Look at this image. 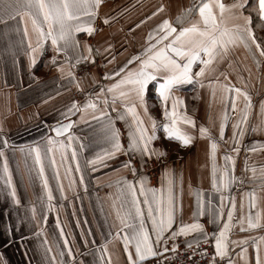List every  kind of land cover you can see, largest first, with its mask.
<instances>
[{
  "label": "crops",
  "instance_id": "crops-1",
  "mask_svg": "<svg viewBox=\"0 0 264 264\" xmlns=\"http://www.w3.org/2000/svg\"><path fill=\"white\" fill-rule=\"evenodd\" d=\"M256 3V0H254ZM213 5L212 11L220 17L219 10L214 6L215 0H102L98 8V15L94 18L80 16L83 24L91 23L95 29L93 34L87 32L76 33V39L80 42L78 49L67 50V61L64 52H54L51 41L44 42L42 49L32 53L28 47L29 41L32 47H36L37 34L33 31L31 20L25 16L21 21L17 16L13 20L0 21V141L7 139L8 147L0 143V264H49L48 255H56V264H60L61 257L58 252L63 249V240L60 238V229L57 220L63 227L66 238L70 241L75 264H127V256L123 252V242L120 238L110 239L107 243V254L104 260L101 257V246L109 240V231H115L111 225H119L117 211L121 208L124 197L118 181L145 180L147 188L161 189L167 187L168 178L175 182V196L177 212L174 228L181 223L194 222L193 213L197 210L198 195L203 199L205 214L197 215L195 221L203 225V230L193 231L188 235L178 236L174 241L169 240L166 247L172 249L173 243L177 249L189 247L203 239V234H208V240L214 246L215 235L218 234L223 222L227 221V211L233 208V220L230 231L226 234L228 253L225 257H215L217 264H256V245H259L260 258L264 264V179L261 170L264 168V130L253 131L252 128L264 129V111L261 103L264 102V57H260L253 46L245 48L242 43L228 45L227 56L220 60H214L209 66L200 83L184 84L174 90L173 95L181 97L183 104L178 108L180 114H186L195 121V127L186 125L182 119H177L176 127L183 133L192 137L191 143L182 145L178 139L166 138L163 132V107L154 91V83L150 85L146 95L147 115L144 109L137 104V112L144 121L146 127L151 126L149 116L159 125L157 138L152 146L165 154L162 157H141L133 153L120 154L116 158L106 161V166H97L93 171L86 165V160L96 153L108 148L101 131L105 123L103 117L98 120L91 119L92 109L85 112L83 120L80 114L71 117L78 121L70 130L80 139L74 142L73 147L79 148V144H85L83 151H78V160L82 172L75 171V162L71 160V149L67 150L68 161L61 165L60 153L55 151L44 156L45 175L48 178L49 187L52 189L55 210L47 211L46 223L42 219V213L46 208V196L43 185L38 175V169L34 165L33 156L29 154L31 147H39L42 155L45 154L47 136H53V128L65 122L63 113L65 106L74 100V94L82 91L86 93V99L91 98L97 103V107L115 117L112 111V97L107 96L109 106L105 107L104 97L96 100L95 93H99L100 86L105 88L113 83L112 80L103 78L105 72H111L122 66L133 54H140L146 46L148 32L163 20L168 19L174 27H186L194 23L203 24L199 16V6L203 3ZM225 5L234 0H220ZM251 3V0H250ZM249 3V6H250ZM163 6V10L152 16V12ZM248 6V7H249ZM244 9V15H251ZM191 9V11H188ZM256 12V11H255ZM252 27L259 43L264 47V26H261L259 16ZM146 16L151 19L140 24ZM109 17V23L104 24L103 19ZM177 17H180L178 20ZM224 27L231 28L233 24H242V20L229 19V12L224 13ZM42 20V17H40ZM139 24V27L136 25ZM28 29V37L24 36V28ZM46 30L47 25H44ZM189 39H199L190 35ZM85 44L92 49V68L87 76L76 78L80 87L72 82L68 72L73 73V65L76 63L77 54L87 55ZM111 45V48H108ZM97 49L100 51L97 52ZM107 49V51H105ZM255 53V55H254ZM35 55L36 63L30 64V56ZM57 58V64L51 63L53 56ZM113 56L115 59L113 60ZM259 61V67L256 61ZM85 61V60H81ZM94 61V62H93ZM109 61H112L109 63ZM63 68V72L58 70ZM130 68L137 67L133 62ZM199 65H193V71H198ZM74 74V73H73ZM225 76L227 79H225ZM209 81H212L210 84ZM203 85V86H201ZM224 85L239 87L246 91L251 99V107L248 109L247 122L242 125L245 129L243 136H238V144L232 140L233 123L241 117V109L245 106L242 96L237 98V109L231 107V91H225ZM59 93V94H57ZM52 99H48L49 97ZM43 101H47L46 103ZM133 102H135L133 98ZM171 102H169V107ZM115 108L122 111V105L117 100ZM227 113L228 120L225 124L224 139H219V125L222 116ZM131 123V117L126 118ZM169 123L171 121H168ZM116 127L121 132V143L127 147L128 127L125 121L116 120ZM204 126L209 130L211 139L217 142L215 158L210 155V139L208 135L201 136L199 128ZM67 135V134H66ZM65 135V136H66ZM59 139H65L60 137ZM65 143H67L65 139ZM256 146V151L250 149ZM233 147L238 152L230 151ZM23 148V151H21ZM233 157L226 162L224 156ZM55 157L60 181L64 187L63 196L57 189L58 181L54 178L57 169L50 166V157ZM132 159L137 171L135 175L121 163ZM7 162L13 185L21 203H13L9 189L5 181L8 173L4 172V164ZM213 163L216 165V178L219 187L221 173L227 169L225 180L231 176L235 179L228 183L227 187L219 191L212 186ZM247 163V168L245 167ZM72 169L69 175H65V168ZM165 169L169 176L165 177ZM253 169L255 171H253ZM83 175L84 183H80ZM73 181L69 187V181ZM250 194L254 195V206L250 204ZM44 196V207L39 197ZM223 197L224 199H221ZM141 199H143L141 197ZM211 202L210 205L208 202ZM35 205L36 219L32 218L31 208ZM223 206V214L215 219L212 213L218 212ZM259 213V225L249 228L247 218L249 215L256 220ZM243 218L244 230H241L240 220ZM215 220V222H212ZM77 221L80 222L79 227ZM37 222H39L42 235H37ZM150 228V223L148 224ZM81 231L92 235L87 236L88 244L84 245L80 238ZM123 235V233H122ZM47 239V247L52 252L46 254L43 241ZM154 239V237H153ZM232 241H247L243 246L247 249L246 261L239 257L240 244H232ZM134 252V248L132 249ZM163 250L161 249V252ZM154 258H150L152 260ZM65 264L69 257H63Z\"/></svg>",
  "mask_w": 264,
  "mask_h": 264
},
{
  "label": "snow or ice",
  "instance_id": "snow-or-ice-1",
  "mask_svg": "<svg viewBox=\"0 0 264 264\" xmlns=\"http://www.w3.org/2000/svg\"><path fill=\"white\" fill-rule=\"evenodd\" d=\"M102 0H0V21L13 20L17 16L23 21L27 16L31 20L33 31L37 34L36 47L33 48L29 41L28 47L32 53H36L42 49L44 42L51 41L54 52H64L65 60L67 61V50L69 48L78 49L80 42L76 39V33L87 32L93 34L95 29L91 23L83 24L80 22V16H88L90 19L98 15V8L101 5ZM250 0H234L233 3L225 5L220 0H215L214 6L219 10V20L213 13L212 7L209 3H203L199 6V16L203 27L199 23L191 24L190 26L180 27L179 29L174 27L168 19H163L156 28L150 30L146 37V46L142 49L140 54H133L126 60V62L118 69L111 72H105L103 78L105 80H112L116 77L115 81L109 84L106 88L100 86L99 93H95L96 100L99 101L101 97H104L103 103L105 107L109 106L107 96L110 94L112 97V111L116 112L115 117H111L108 113L97 107V103L93 102L91 98L87 99L83 106L79 105L74 100L65 106L63 116L65 122L52 129L56 134V137L47 136L46 152L42 155L39 147H31L29 154H34V165L38 169V175L41 179L44 194L46 196V208L42 213V219L46 223L47 211L55 210V205L52 203L54 200L52 189L49 187L48 178L45 175V166L43 163L44 156L53 153L55 151L60 153L61 165H64L68 161L67 150L71 149V160L75 162V171L82 172L79 160L78 151H83L85 144L80 143L79 148L73 147L74 142L80 138L73 135L70 131L78 121H74L71 117L80 114V119L83 120L85 112L88 109H92L93 113L98 112L99 116L93 114L91 119L98 120L103 117L105 123L102 124L101 131L104 136L105 143L108 144V148L103 149L101 152L96 153L92 158L86 160V165L91 167L93 171L99 165L101 167L106 166V161L116 158L118 155L124 153H133L140 155L141 157L159 156L162 157L165 153L152 146L153 141L157 138V130L159 125L155 120L149 116L150 128L146 127L144 121L141 119L137 112V104L144 109V113L147 115L146 95L148 93L150 85L154 83V91L157 94L158 99L163 107V115L165 122L163 123V132L166 138L178 139L182 145L191 143L192 137L186 133L181 132L177 127V119H182L183 123L195 127V121L186 114H180L178 108L183 104L181 97L174 96V90L184 84L200 83L201 78L205 72L209 70V66L212 65L214 60L219 58L223 60L228 53V45L242 43L245 48L251 49L255 47V51L259 53L260 57H264V47L258 42L257 37L254 34L252 27L251 15H244V9L249 6ZM163 10V6L157 8L152 12V16H155L157 12ZM188 11H191L189 9ZM229 12V19L242 20V24H233L231 28L224 27L225 17L224 13ZM249 11H256L261 26H264V0H256L255 4H252ZM42 17V20L40 19ZM109 17L103 19L104 24L109 23ZM151 19L150 16H146L144 20L140 21V24L145 23L146 20ZM179 20L180 17H177ZM44 25H47L45 30ZM139 27V24L136 25ZM190 35H195L199 39H189ZM24 36L28 37V29L24 28ZM85 51L87 55L77 54L76 62L81 60H92V49L85 44ZM108 45V48H111ZM100 50L97 49V52ZM107 51V49H105ZM255 55V53H254ZM115 57L113 56V60ZM94 62V61H93ZM112 61H109L111 63ZM137 62V67L130 68L129 66ZM36 63L35 55L30 56V64ZM53 65L57 64V58L54 55L51 58ZM259 67V61H256ZM198 64L199 70L193 71V65ZM58 70L63 72V68ZM68 76L72 78V82L79 88L80 85L76 82L74 74L69 71ZM225 79L227 77L225 76ZM211 84L212 81H209ZM203 86V85H201ZM225 91H231L234 93L231 97V107L233 110L237 109V98L242 96L245 101V106L241 109V117L237 122L233 123V135L232 140L234 144H238V136H243L245 129L242 127L248 119V109L251 107V99L246 91H242L239 87L223 86ZM59 94V93H57ZM49 97L48 99H52ZM133 98L135 102H133ZM119 99L122 105V111H118L115 108V104ZM47 102V101H43ZM169 102L171 106L169 107ZM261 110L264 111V102L261 103ZM130 116L131 123H128L126 119ZM125 121L128 131V143L127 147L121 143V132L116 127L115 121ZM228 120V115L225 113L221 118L219 125V139H224L225 124ZM168 121H171L170 123ZM253 131L264 130L256 127L252 128ZM201 136L208 135L210 139V155L215 158V152L217 149V142L211 139L209 130L204 126L199 128ZM65 134H67L65 136ZM65 137V139H59ZM3 146L8 147L7 139L0 141ZM264 148V144L260 145ZM256 151L255 145L250 149ZM23 151V148H21ZM230 151L238 152L239 149L233 147ZM4 153L0 151V156ZM226 162L232 161L234 168V160L231 155L226 154L224 157ZM50 166L57 169L54 178L58 181L57 189L63 196L64 187L60 181V175L58 166L54 155L50 157ZM121 167L129 169L133 175H135L137 169L133 164L132 159L121 163ZM247 168V163L245 165ZM72 169L70 167L65 168V175H69ZM216 165L213 163L212 169V186L219 191L223 187H227L228 183L235 179L231 176L228 180H225V176L228 174L225 169L219 178V187L217 185L216 178ZM253 171H255L253 169ZM4 172L8 173V179L5 183L9 189V195L14 204L19 205L21 203L20 198L17 195L16 187L12 183L11 174L9 173L7 162L4 164ZM165 177L168 178L169 172L165 169ZM261 177L264 179V168L261 170ZM80 183H84L83 175L80 176ZM73 181H69V187H71ZM118 185L121 189V195L124 197V201L121 208L117 211V219L119 225L113 224L111 228L115 229L109 231V240L101 246V257L103 261L104 256L107 254V243L110 239L120 238L123 242V252L127 256V264H146V261L150 258H156L161 255V249L164 252L169 251L166 247L169 240H175L178 236L188 235L193 231L203 230V225L198 221H195L197 215L203 216L205 214L204 201L198 195L197 210L193 213L194 222L191 224L181 223L174 228L175 215L177 212L176 196L174 192L175 182L173 179L168 178L167 187L161 189L147 188L145 180L141 177L138 181H128L123 179L118 181ZM141 197L143 199H141ZM250 204L254 206V195L250 194ZM42 207H44V196L39 197ZM221 199H224L221 197ZM210 205V201L208 202ZM235 208V202L233 201V208L227 211V221L223 222V227L220 228L218 234L215 235V253L213 255L210 264H215V257H225L228 253V244L226 243V234L232 227L233 209ZM32 218L36 219L35 205L31 208ZM215 219L223 214V206H221L218 212L212 213ZM212 222H215L213 220ZM150 223V228L148 224ZM241 230L243 231L244 220H240ZM247 224L249 228H255L259 225V213H257L256 220L249 215L247 218ZM80 222L77 221L79 227ZM57 227L60 229L59 235L63 240V249L58 252L61 257L60 264H65L63 257L65 254L69 257L67 264H75L72 248L69 246L70 241L66 238V233L63 227L57 220ZM123 233V235H122ZM39 222H37V235H42ZM92 235L91 231L85 233L81 231L80 238L83 240L84 245L87 246V236ZM154 237V239H153ZM203 239L208 240V234H203ZM264 240V237L261 238ZM45 245L46 254L52 252L51 247H47L48 241L45 239L43 242ZM232 244H240L239 257L241 260L246 261L247 249L243 246L247 241H232ZM190 247V245H189ZM134 248V252L133 249ZM177 245L173 243L171 251L175 252ZM206 254V250L201 252V256ZM49 264H56V255H48ZM6 264V262H3ZM108 264H111L110 260ZM229 264H233L229 259ZM256 264H262L260 258L259 245H256Z\"/></svg>",
  "mask_w": 264,
  "mask_h": 264
},
{
  "label": "built area",
  "instance_id": "built-area-1",
  "mask_svg": "<svg viewBox=\"0 0 264 264\" xmlns=\"http://www.w3.org/2000/svg\"><path fill=\"white\" fill-rule=\"evenodd\" d=\"M92 65L88 61H81L73 65V73L76 78L87 76ZM86 99V93L79 91L74 94V101L79 105ZM206 250V254L201 256V252ZM214 255V246L211 241H200L190 247L176 249L175 252H161V255L146 261V264H210ZM215 264H217L215 260Z\"/></svg>",
  "mask_w": 264,
  "mask_h": 264
},
{
  "label": "trees",
  "instance_id": "trees-1",
  "mask_svg": "<svg viewBox=\"0 0 264 264\" xmlns=\"http://www.w3.org/2000/svg\"><path fill=\"white\" fill-rule=\"evenodd\" d=\"M252 4H255V1L254 0H251L250 6L248 7V9L246 11L253 16V18H254V25H255V22L257 21L256 12L255 11H251V12L249 11V8L251 7Z\"/></svg>",
  "mask_w": 264,
  "mask_h": 264
},
{
  "label": "water",
  "instance_id": "water-1",
  "mask_svg": "<svg viewBox=\"0 0 264 264\" xmlns=\"http://www.w3.org/2000/svg\"><path fill=\"white\" fill-rule=\"evenodd\" d=\"M64 123V122H63ZM59 126V125H58ZM57 127V126H56ZM54 135L56 136V134L54 133ZM66 135V134H65Z\"/></svg>",
  "mask_w": 264,
  "mask_h": 264
}]
</instances>
